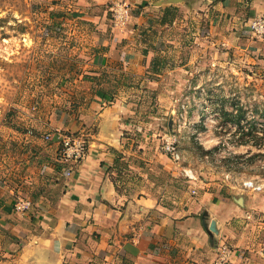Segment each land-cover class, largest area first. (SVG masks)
<instances>
[{
  "label": "crops",
  "instance_id": "0c3cea01",
  "mask_svg": "<svg viewBox=\"0 0 264 264\" xmlns=\"http://www.w3.org/2000/svg\"><path fill=\"white\" fill-rule=\"evenodd\" d=\"M114 1L130 5L128 33L143 31L151 19L166 26L173 19L169 15L185 5L207 11L209 28L217 23L222 39L235 41L264 14V0L51 2L49 8L67 15L70 10L77 20L61 18L76 32L70 44L77 45L72 49L82 57L78 61L84 69L76 77L85 79V98L78 117L39 123L33 135L21 133L23 151L0 185V264H214L221 242L232 248L226 264H264V257L256 262L232 240L238 233L234 217L241 215L233 191L183 185L179 169L155 146L154 135L140 127L132 131L141 116L130 93L140 92L142 85L133 87L127 80L136 78L147 86L168 71L150 40L133 42L132 35L112 27L109 8ZM55 18L49 13L47 19L56 24ZM52 128L79 129L88 143L85 158L61 162L60 134ZM68 169L72 174H66ZM22 196L32 205L19 214L14 203Z\"/></svg>",
  "mask_w": 264,
  "mask_h": 264
},
{
  "label": "rangeland",
  "instance_id": "374dc122",
  "mask_svg": "<svg viewBox=\"0 0 264 264\" xmlns=\"http://www.w3.org/2000/svg\"><path fill=\"white\" fill-rule=\"evenodd\" d=\"M56 1L0 0V185L7 170L15 169V155L23 151L21 133L33 135L39 123L78 117L85 98V79L76 77L84 69L82 57L72 49L77 45L70 44L76 32L63 24L76 19L70 10L67 15L49 8ZM49 13L58 18L56 24L47 19ZM206 13L182 5L169 15L178 18L175 24L171 20L163 26L151 19L143 31L129 33L127 27L113 26L111 13L109 18L133 42L150 40L168 71L147 86L136 78L127 80L133 87L142 85L140 92L130 93L141 116L132 131L140 127L153 134L165 155V139H176L180 161L167 156L183 185L233 191L241 215L234 217L238 233L232 240L259 262L256 258L264 257V189L254 192L243 182H264V36L256 37L249 28L246 36L224 41L220 25L209 28L212 18ZM50 131L59 138L82 136L79 129ZM182 169L194 177H185Z\"/></svg>",
  "mask_w": 264,
  "mask_h": 264
},
{
  "label": "built area",
  "instance_id": "2783aa9c",
  "mask_svg": "<svg viewBox=\"0 0 264 264\" xmlns=\"http://www.w3.org/2000/svg\"><path fill=\"white\" fill-rule=\"evenodd\" d=\"M110 13L113 26L117 29H122L127 26L131 17L130 5L124 1H114L110 5ZM251 32L256 37L264 36V14L256 16L249 25ZM44 139L49 140V135H45ZM166 142L162 146V150L170 157L172 161L178 163L181 159V153L176 139L173 137L165 139ZM58 158L60 161L79 163L82 161L88 151V143L82 136L64 134L61 135L59 141ZM73 170L68 169L66 174H72ZM182 174L188 178H193V174L189 169H182ZM243 185L251 189L254 192L262 191L264 189L263 183H256L254 181H244ZM195 192V190H193ZM32 202L29 198L18 197L14 203V211L22 214L31 208ZM232 252V248L226 242H221L218 245L217 257L214 264H226L229 262V258Z\"/></svg>",
  "mask_w": 264,
  "mask_h": 264
},
{
  "label": "trees",
  "instance_id": "16d2710c",
  "mask_svg": "<svg viewBox=\"0 0 264 264\" xmlns=\"http://www.w3.org/2000/svg\"><path fill=\"white\" fill-rule=\"evenodd\" d=\"M165 12H166V11H165ZM166 15H167V14L163 15L164 17H163V19H162V21H161L162 23L166 21V17H167ZM230 120L233 121L234 119H233V118H230Z\"/></svg>",
  "mask_w": 264,
  "mask_h": 264
},
{
  "label": "water",
  "instance_id": "95a60500",
  "mask_svg": "<svg viewBox=\"0 0 264 264\" xmlns=\"http://www.w3.org/2000/svg\"><path fill=\"white\" fill-rule=\"evenodd\" d=\"M214 223H212V225H211V229L213 230V231H215V229H214V225H213Z\"/></svg>",
  "mask_w": 264,
  "mask_h": 264
}]
</instances>
